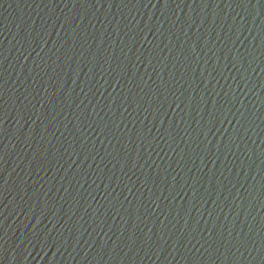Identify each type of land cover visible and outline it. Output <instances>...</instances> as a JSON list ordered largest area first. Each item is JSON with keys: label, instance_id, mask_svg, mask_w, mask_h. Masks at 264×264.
<instances>
[{"label": "water", "instance_id": "obj_1", "mask_svg": "<svg viewBox=\"0 0 264 264\" xmlns=\"http://www.w3.org/2000/svg\"><path fill=\"white\" fill-rule=\"evenodd\" d=\"M0 264H264V0H0Z\"/></svg>", "mask_w": 264, "mask_h": 264}]
</instances>
